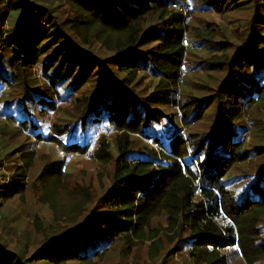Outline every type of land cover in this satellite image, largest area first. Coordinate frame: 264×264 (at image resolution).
<instances>
[{
  "label": "trees",
  "instance_id": "1",
  "mask_svg": "<svg viewBox=\"0 0 264 264\" xmlns=\"http://www.w3.org/2000/svg\"><path fill=\"white\" fill-rule=\"evenodd\" d=\"M49 1L0 0V24L12 9L18 11L12 31L29 22L40 29L26 48L15 40V32L10 35L5 31L7 52L0 50V93L12 85L24 87L20 95L7 100V108L17 107L18 111L3 116L14 120L18 131L33 134L40 141H53L64 153L82 155L92 145L90 156L103 167L113 165V169L111 185L90 209L85 210L93 200L87 189L72 195V214L83 209L76 219L83 218L75 226L45 238L35 250L38 263L111 264L104 259L112 250L110 246L123 245L126 248L120 251L127 255L146 240L151 241L150 255L156 257L161 238L153 220L162 217L166 235L188 232L183 242L194 264H229L237 255L246 264H257L264 256V238L258 236L256 228L258 217L264 214V187L260 185L264 170L238 197L225 179L233 164L245 158L239 149L241 142H230L233 119L243 113L237 102L229 103L230 97L245 95L237 83L249 87L245 106L264 91L259 79L235 68L238 52L230 59L228 75L216 92L219 107L211 131L200 136L181 134L182 126L187 128L189 123L187 107L192 101L180 107L182 125L162 131L155 126L167 117L160 106H178L175 94L182 74L187 15L173 8L178 0H62L68 15L61 21L48 7ZM230 1L202 0L201 6L221 12ZM254 1L260 8L254 9L250 34L242 48L251 53L257 31L264 28V3ZM197 32L201 42L211 41L199 36L200 30ZM92 43H97L105 56L86 48ZM219 44L229 47L226 41ZM35 65L45 83L41 88L26 82L25 71ZM145 70L158 80L152 93L142 97L131 83ZM115 71L125 76L119 79ZM96 75L100 77L98 87L91 94H81V87ZM9 89L7 95L11 94ZM76 93L73 119L54 124L45 132L41 114L56 109L58 100L72 99ZM209 101L202 100L197 107L203 108ZM225 102L229 108L222 106ZM106 132L113 136L115 156ZM136 137L150 142L139 146ZM26 153L20 157L22 163L15 165L13 183L0 191L1 198L23 193L28 171L34 167L32 153ZM99 177L104 176L99 173ZM67 178L64 159L45 163L35 176L44 188L58 186ZM52 192L49 189L47 196ZM250 194L258 197L250 199ZM174 235L167 238L171 241ZM30 260L0 243V264H32Z\"/></svg>",
  "mask_w": 264,
  "mask_h": 264
},
{
  "label": "rangeland",
  "instance_id": "2",
  "mask_svg": "<svg viewBox=\"0 0 264 264\" xmlns=\"http://www.w3.org/2000/svg\"><path fill=\"white\" fill-rule=\"evenodd\" d=\"M258 2L264 3V0H258ZM201 3L202 0H178L177 4L173 5L175 10L187 15L185 37L188 44L183 45L182 43L184 47L182 74L178 80L175 94L178 106H160V109L167 113V117L161 120L159 126H155L161 127L162 131L169 132L171 125L177 129L182 125V123H179V118H181L180 107L183 103L190 101L192 102L187 107L189 111L187 120L189 123L186 125L187 128L182 126L181 134L185 135L187 132H191L200 136V134L211 131L219 107L216 92L221 82L227 77L230 59L236 52H238V58L234 61L235 68L238 71L241 68L246 70L247 75L255 80L259 79L260 83L264 85L263 27L255 35L256 47L254 52L242 51L246 44L245 38L250 34V30L248 31L250 19H252L254 9H259L260 6L255 5L254 0H231L221 12H216L202 7ZM236 5L238 6L234 7ZM48 7L57 14L59 21L64 20L68 15V8L62 0L49 1ZM17 13V10L12 9L8 12L7 19L0 24V32L7 31V34L10 35L15 32V40L23 48H26L31 37L37 36L40 29L35 23L29 22L24 24L21 29L12 31L13 19L16 18ZM199 30V36L211 41L201 42L200 37H196ZM224 41L228 43L229 47L219 44ZM194 42L199 44L196 45ZM86 48L99 56H105L102 48L97 43H92ZM4 49L7 52L6 47ZM4 65L7 64L4 63ZM25 74L29 86H40V88L45 86L44 80L40 76L39 66L35 65L27 68ZM115 74L119 79L125 76L117 71H115ZM157 77L149 70H145V72L138 73L131 86L139 96H149L157 83ZM99 78V75H96L95 78L88 81L86 85L81 87L80 93L85 95L91 94L90 92L93 93L98 87ZM230 82L231 86H236L235 82ZM237 84L245 95L240 97L232 95L229 103L235 104L234 102H237L243 113L236 115L233 119L231 130L233 129L234 134L230 142H241L239 149L241 155L245 158L238 159L227 172V178H225L227 187L231 186L232 190L237 192L235 193L236 197L241 193L245 194L264 170V91L260 93L258 98L245 106L244 100L250 95L249 87L241 83ZM23 87L22 84L12 85L10 89L4 88L0 93V191H3L8 183L9 185L13 183L16 175L15 165L22 163L20 159L22 153H32L31 162L34 167L28 171V176L24 181L25 189L20 196L14 195L11 199L0 197V243L3 244L6 250L21 253L25 258L31 259L32 264H40L37 261L35 250L42 244L43 240L48 238L50 234L75 226L83 218L81 216L76 219L83 209L81 212L72 214L75 209L72 195L77 191L87 189L93 200L85 210L96 205L101 200V195L111 185L110 174L113 165L103 167L95 161L90 156L93 149L92 145H90L87 153L82 155L64 153L60 145L53 141H40L33 134L22 130L18 131V124L14 120L3 116V114L5 113L8 116L13 113L15 115V112L18 111L17 107H14L13 110L8 109L7 100L20 95ZM8 89L11 90L10 95H7ZM78 94H74L72 99L61 98L56 102V109L41 114L40 117L44 118H40V121L44 124L45 132H48V128L54 124H64L73 119L72 101ZM206 99H210V101L205 106L203 105V108H198L200 101ZM3 106L5 110H8L5 111L2 108ZM222 106L229 108L227 102L223 103ZM198 114L200 115L197 119ZM105 136L111 142V148L115 156L116 150L112 143L113 136L111 132H106ZM143 142L150 141L136 137L137 145L141 146ZM219 151L222 152V150ZM59 159L65 160V171L68 178L52 188H44L38 185L35 176L43 165ZM99 173L104 176L102 179H100ZM260 185L264 187V177L261 179ZM49 189L53 192L47 196ZM249 197L254 199L258 196L250 194ZM69 216L71 217L68 219ZM153 224L159 227L158 236L161 238V250L156 257L150 255L149 243L151 241L146 240L144 243L136 245L132 252L127 255L120 251L126 248L123 245L117 247L116 243L114 246H110L112 250L104 255V259L107 258L105 262L111 264L121 261L125 264H194L190 260L188 246L183 242L188 236L187 231L181 234L175 233V235L170 232L169 235H166L164 229L166 224L162 217L154 218ZM256 226L258 236L263 239L264 214L258 217ZM172 235L174 237L170 241L167 236ZM235 249L236 246L235 248L232 247V252ZM64 264L77 263L72 261ZM229 264L246 263L240 255H237L229 261ZM257 264H264V256L257 261Z\"/></svg>",
  "mask_w": 264,
  "mask_h": 264
},
{
  "label": "built area",
  "instance_id": "3",
  "mask_svg": "<svg viewBox=\"0 0 264 264\" xmlns=\"http://www.w3.org/2000/svg\"><path fill=\"white\" fill-rule=\"evenodd\" d=\"M175 7H176V6H175ZM6 40H7V34H6V32L4 31V32H2V33L0 34V50L4 49V48L6 47V46H5V45H7ZM182 43H183V45H184V44H185V45L188 44V42H187V38H186L185 36H183V38H182Z\"/></svg>",
  "mask_w": 264,
  "mask_h": 264
}]
</instances>
